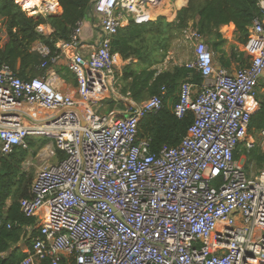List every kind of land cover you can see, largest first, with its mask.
<instances>
[{
	"label": "built area",
	"instance_id": "obj_1",
	"mask_svg": "<svg viewBox=\"0 0 264 264\" xmlns=\"http://www.w3.org/2000/svg\"><path fill=\"white\" fill-rule=\"evenodd\" d=\"M15 2L33 17L61 11L59 0H40L34 9ZM94 2L97 45L81 42L87 21L81 20L55 51L34 47L50 77L22 79L8 65L0 69V152L48 137L52 156L66 154L38 171L31 197L20 201L22 213L38 222L32 251L20 264H264V169L250 176L248 160L235 158L242 146L250 153L257 145L250 123L264 79V17L243 46L249 63L233 72L215 65L205 37L189 25L184 38L194 59L181 66L200 72L204 82L199 88L183 82L173 113L179 119L193 113L195 123L178 147L155 154L148 139L138 138L139 124L163 109L167 89L142 103L120 96L119 71L129 61L112 51V38L131 20L152 21L151 0ZM258 6L264 15V0ZM62 60L77 83L72 94L48 70ZM110 98L125 110L94 109ZM259 135L264 157V130Z\"/></svg>",
	"mask_w": 264,
	"mask_h": 264
},
{
	"label": "trees",
	"instance_id": "obj_2",
	"mask_svg": "<svg viewBox=\"0 0 264 264\" xmlns=\"http://www.w3.org/2000/svg\"><path fill=\"white\" fill-rule=\"evenodd\" d=\"M94 3V0H59L62 10L60 14L33 17L15 0H0V69L3 65H8L22 79L47 76L48 71L41 69L42 57L33 50L35 45L44 44L55 51L57 42L69 40L79 21L93 19ZM263 17L258 0H182L174 21L169 22L165 17H159L155 21L137 24L131 20L112 38V51L119 54L125 62L129 61L116 84L120 95L142 103L159 95L162 88L167 89L163 109L147 114L139 124L138 138L150 141L151 153L158 154L164 146L178 147L187 136L190 127L195 123V116L188 113L179 119L173 113V107L179 100L183 82L188 81L198 88L204 82L200 72L184 66L159 70L172 42L181 35L184 37V32L193 22L205 37L218 65L231 70L235 62L238 67H243L249 63L250 57L240 51L238 46H232L228 54L225 50L228 40L224 38L221 29L233 24L236 42L246 45L250 28L256 20ZM40 26L48 27L52 33H40ZM53 68L50 65L48 70ZM57 72L62 77L72 75L69 70L67 75L62 70ZM263 80L257 88V110L250 123V133L255 137L264 130ZM170 99L172 106L168 104ZM107 101L110 104L109 113L112 115L121 104L115 98ZM51 141L48 137H32L27 140V148L16 147L10 155L0 153V264H20L26 258L18 246L24 239L25 227L32 226L35 229L34 237L38 236V229L35 228L37 221L27 218L20 206L22 199L31 197L35 179L34 173L26 171L24 164L29 156H36ZM56 154L58 162L66 158V154L59 150ZM243 155L247 159L250 157L257 166L264 165L260 148L249 153L242 146L241 151L235 154L236 160H240ZM5 253H8L7 257L3 256ZM42 264L50 263L43 261Z\"/></svg>",
	"mask_w": 264,
	"mask_h": 264
},
{
	"label": "crops",
	"instance_id": "obj_3",
	"mask_svg": "<svg viewBox=\"0 0 264 264\" xmlns=\"http://www.w3.org/2000/svg\"><path fill=\"white\" fill-rule=\"evenodd\" d=\"M180 1L182 0H160L158 1L159 3L157 4L156 2H153L152 1V4L149 6V9L147 10V13L148 15L150 16L151 20H157L159 17H165L167 19V21L169 22H172L175 20L176 16H177V10L179 8V3ZM25 2V3H30L31 6L34 8L37 4L40 3V0H22V3ZM62 12V10L60 11V13ZM96 22V18L95 19H92V20H87L86 21V24L83 28V32H82V35H81V42L82 43H87V44H91V46H94V45H97V43L99 42V40L101 39V33L98 29H94L93 28V24ZM191 25H194V23H190ZM127 25V23H126ZM228 27H234L235 26L233 24H230L228 26H224L222 27L221 29V32L222 34L224 33L223 29L225 28H228ZM44 34H48L50 35L51 34V31H49V28H46L45 27V30H44ZM208 44V43H207ZM39 44L35 45V47H37ZM211 50V49H210ZM226 50V48H225ZM88 50H85V53H87ZM212 52V50H211ZM226 52H228L226 50ZM244 52V51H243ZM213 53V52H212ZM229 54V52H228ZM214 56V55H213ZM194 59V57H193ZM192 59V60H193ZM191 60V61H192ZM187 62V61H186ZM65 65L66 67H62V65ZM218 67H221L220 65H218ZM69 70L68 68V65L66 63V61L62 60L59 65L55 66L54 67V72L56 73L57 75V78H58V81H57V86L60 88V90H62L64 93L66 94H72L77 86V83H76V80L74 78L73 79H70L69 76L68 77H62L58 72L57 70H62L64 71V74L67 75V69ZM224 68V67H223ZM232 68V67H231ZM238 68V66L236 65V67L232 68L230 71L233 72L234 70H236ZM123 69L124 67L121 69L122 71H119L121 72V75L123 74ZM70 71V70H69ZM48 74V73H47ZM49 75V76H48ZM47 76L50 77V74H48ZM73 75V74H72ZM120 75V76H121ZM197 90V89H196ZM117 91V90H116ZM118 93V92H117ZM119 94V93H118ZM120 95V94H119ZM122 96V95H120ZM125 97V96H124ZM111 99V98H110ZM108 100V99H106ZM104 100V101H106ZM117 101H119V103L121 104L119 106V108L117 109V111L115 113H113L112 115H118L119 114V111H123L125 110L124 108V103L123 102H120L119 99H117ZM254 102H255V99H254ZM253 102V103H254ZM98 104V103H97ZM257 110V105H255V107L253 108V110ZM254 110V111H255ZM39 114V113H38ZM41 117H45V116H42L41 114H39L38 118L39 120H41L40 118ZM28 118V117H26ZM50 146V145H49ZM46 147L42 148V149H45ZM47 150L49 151V154L51 157L52 156V148H47ZM1 153V152H0ZM246 160H248L246 157H245V162ZM248 173H249V170H247ZM257 174V173H256ZM256 174H252V173H249L250 176H254ZM34 219V218H33ZM36 220V219H35ZM37 221V220H36ZM36 229H38V222H37V225L35 226ZM25 229V235H24V239L21 240L19 242V249L20 251L26 255V258L29 256V253L32 251V247H33V240L34 238V235H33V232H34V228L32 226H27L24 228ZM4 257H7L8 256V253H5L3 254ZM37 264H42V263H37Z\"/></svg>",
	"mask_w": 264,
	"mask_h": 264
},
{
	"label": "rangeland",
	"instance_id": "obj_4",
	"mask_svg": "<svg viewBox=\"0 0 264 264\" xmlns=\"http://www.w3.org/2000/svg\"><path fill=\"white\" fill-rule=\"evenodd\" d=\"M223 31H224V33H223L224 38L228 40V44L225 47L226 50L228 52H230L232 46H238V49L243 52V46L244 45L238 44L236 42L235 28L234 27L233 28L228 27V28L223 29ZM193 57H194V50H193V47L191 46V43L188 42L181 35L174 42H172V47L170 48L169 53L167 54L164 62L161 65H159V70H172L176 66L183 65L186 61H191L193 59ZM215 65L218 67L217 62H215ZM236 65L237 64L235 62H233L232 68L236 67ZM62 67H66V66L63 64L61 66V68ZM67 74H68V72H67ZM68 76H69V74H68ZM69 78L74 80V76H72V75H70ZM262 90H264V89H262ZM262 92H264V91H262ZM168 104H169V106H172V99H170L168 101ZM253 105L254 106L257 105L256 101L253 103ZM94 109L98 113L111 115L109 113L110 104L107 100L102 101L98 104H94ZM37 113L41 114L42 116H45L44 112L42 110H38ZM26 124H28V123H26ZM254 138H255V141L257 144L256 148L261 149L263 139L261 138L260 135H258L256 137L254 136ZM49 145L51 146V142L46 146L45 149H41L36 156H29L28 160L24 164V168L26 171L34 173V178L36 177V174L38 173V171L42 167H44L46 165H54V164L58 163L57 156H53V157L50 156L49 151L47 150V148H50ZM241 160H243V162H245V157L242 156ZM263 169H264V165L263 166H259V165L257 166L256 162L253 161L249 157L247 169H246V170H249V173L256 174Z\"/></svg>",
	"mask_w": 264,
	"mask_h": 264
},
{
	"label": "bare ground",
	"instance_id": "obj_5",
	"mask_svg": "<svg viewBox=\"0 0 264 264\" xmlns=\"http://www.w3.org/2000/svg\"><path fill=\"white\" fill-rule=\"evenodd\" d=\"M18 1H19V3H20V2L22 3V0H18ZM152 1H153V2H156L157 4L159 3L157 0H151L150 5L152 4ZM23 3H24V4H22V5L25 6L26 9H34V8L31 6L30 3H25V2H23Z\"/></svg>",
	"mask_w": 264,
	"mask_h": 264
},
{
	"label": "water",
	"instance_id": "obj_6",
	"mask_svg": "<svg viewBox=\"0 0 264 264\" xmlns=\"http://www.w3.org/2000/svg\"><path fill=\"white\" fill-rule=\"evenodd\" d=\"M138 1H140V2H141V1H143V0H138ZM89 17H91V15H90ZM89 20H90V19H89ZM130 61H131V60H130Z\"/></svg>",
	"mask_w": 264,
	"mask_h": 264
}]
</instances>
